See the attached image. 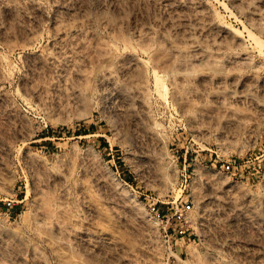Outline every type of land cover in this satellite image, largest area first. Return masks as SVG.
Here are the masks:
<instances>
[{
    "label": "rangeland",
    "instance_id": "1",
    "mask_svg": "<svg viewBox=\"0 0 264 264\" xmlns=\"http://www.w3.org/2000/svg\"><path fill=\"white\" fill-rule=\"evenodd\" d=\"M0 264H264V0H0Z\"/></svg>",
    "mask_w": 264,
    "mask_h": 264
},
{
    "label": "bare ground",
    "instance_id": "2",
    "mask_svg": "<svg viewBox=\"0 0 264 264\" xmlns=\"http://www.w3.org/2000/svg\"><path fill=\"white\" fill-rule=\"evenodd\" d=\"M228 26V25H227Z\"/></svg>",
    "mask_w": 264,
    "mask_h": 264
}]
</instances>
